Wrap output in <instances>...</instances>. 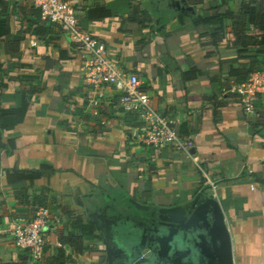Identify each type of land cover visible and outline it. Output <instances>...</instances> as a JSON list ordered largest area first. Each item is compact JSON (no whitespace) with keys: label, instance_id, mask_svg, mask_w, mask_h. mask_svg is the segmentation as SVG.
<instances>
[{"label":"crops","instance_id":"obj_1","mask_svg":"<svg viewBox=\"0 0 264 264\" xmlns=\"http://www.w3.org/2000/svg\"><path fill=\"white\" fill-rule=\"evenodd\" d=\"M69 1L80 29L103 42L110 60L138 78L152 108L194 141L198 165L172 148L141 143L140 118L115 92L99 102L91 95L87 58L68 33L43 22L28 0H0V264H27L14 231L41 208L63 224L46 232L40 264L59 249L66 264H102L103 215L138 230L143 213L133 201L157 211L200 194L225 212L234 263L264 264V98L247 114L241 99L222 93L236 49L226 41L203 47L217 29L193 21L211 11L200 0ZM241 1L252 0H219L233 13ZM42 166L53 172L35 181L16 176Z\"/></svg>","mask_w":264,"mask_h":264},{"label":"built area","instance_id":"obj_2","mask_svg":"<svg viewBox=\"0 0 264 264\" xmlns=\"http://www.w3.org/2000/svg\"><path fill=\"white\" fill-rule=\"evenodd\" d=\"M40 11L41 20L60 26L87 58L84 65L85 83L93 98L99 102L109 90L119 96L122 108L140 118L142 127L138 134L141 143L151 148H172L184 154L188 160L198 165L193 154L194 141L186 138L177 129L176 123L165 119L151 106V97L143 92L138 78L122 72L110 60L106 45L84 33L79 27V12L69 0H28ZM224 93H236L241 97L247 114L254 113L255 104L264 98V72L254 74L243 85H234ZM201 170L202 168L198 166ZM203 171V170H202ZM205 174V172H204ZM215 193L217 185L210 181ZM63 222L47 208H41L35 218L14 231L17 247L28 255L27 264H40L45 257L46 232L58 230Z\"/></svg>","mask_w":264,"mask_h":264},{"label":"water","instance_id":"obj_3","mask_svg":"<svg viewBox=\"0 0 264 264\" xmlns=\"http://www.w3.org/2000/svg\"><path fill=\"white\" fill-rule=\"evenodd\" d=\"M180 8V5H177ZM140 228L129 230L118 217L106 218L101 232L107 260L124 264H235L225 212L218 200L200 194L185 206L153 210L132 202ZM99 215V214H96ZM155 242L147 245V240ZM148 252L153 256L145 259Z\"/></svg>","mask_w":264,"mask_h":264},{"label":"trees","instance_id":"obj_4","mask_svg":"<svg viewBox=\"0 0 264 264\" xmlns=\"http://www.w3.org/2000/svg\"><path fill=\"white\" fill-rule=\"evenodd\" d=\"M208 3H216V7H209ZM208 3L206 0H200V5L204 10L211 11L210 16L208 18L199 16L193 21L196 22V26L211 25L217 29L211 37L202 36L203 40H208V37L210 40V42H204L203 47L205 50L213 47L218 48L223 41H226L230 43V47L236 49V53L226 60L227 63L224 67L227 78L223 84L222 93L225 94L224 89L231 90L233 86L229 85L231 80L239 86L247 83L254 74L264 72V0L241 1L239 10L235 13L226 10L223 7L225 3H220L219 0L216 2L208 0ZM189 5L193 4L189 3ZM228 22H232V24L228 26ZM230 27L233 30L234 40H231V33H228ZM242 61H248L247 65L235 68V65ZM226 95L241 99L236 93ZM45 172H53V170L48 166H42L39 170L18 172L16 176L35 181L41 178ZM90 233L93 235V230ZM58 252V257L53 258L50 264L54 263V259L60 264H66L61 260L64 252L61 249Z\"/></svg>","mask_w":264,"mask_h":264},{"label":"flooded vegetation","instance_id":"obj_5","mask_svg":"<svg viewBox=\"0 0 264 264\" xmlns=\"http://www.w3.org/2000/svg\"><path fill=\"white\" fill-rule=\"evenodd\" d=\"M142 215V214H141ZM147 245H152L155 242L151 241V240H147L145 242ZM151 256H153L152 252H148V254L146 255L145 259L150 258ZM102 264H124V261H119L117 259H111L110 261L107 260V257L103 260Z\"/></svg>","mask_w":264,"mask_h":264}]
</instances>
